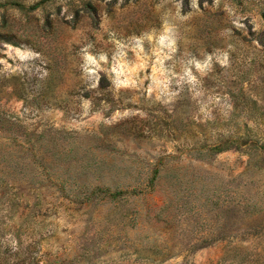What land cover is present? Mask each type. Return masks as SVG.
Returning <instances> with one entry per match:
<instances>
[{
    "label": "rangeland",
    "instance_id": "374dc122",
    "mask_svg": "<svg viewBox=\"0 0 264 264\" xmlns=\"http://www.w3.org/2000/svg\"><path fill=\"white\" fill-rule=\"evenodd\" d=\"M0 264H264V0H0Z\"/></svg>",
    "mask_w": 264,
    "mask_h": 264
}]
</instances>
